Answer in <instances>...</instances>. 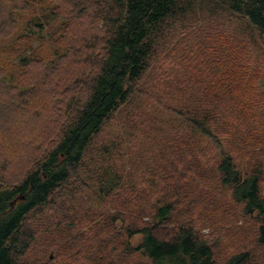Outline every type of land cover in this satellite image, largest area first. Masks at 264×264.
<instances>
[{
    "label": "trees",
    "instance_id": "1",
    "mask_svg": "<svg viewBox=\"0 0 264 264\" xmlns=\"http://www.w3.org/2000/svg\"><path fill=\"white\" fill-rule=\"evenodd\" d=\"M0 264H264V0H0Z\"/></svg>",
    "mask_w": 264,
    "mask_h": 264
},
{
    "label": "rangeland",
    "instance_id": "2",
    "mask_svg": "<svg viewBox=\"0 0 264 264\" xmlns=\"http://www.w3.org/2000/svg\"><path fill=\"white\" fill-rule=\"evenodd\" d=\"M226 243L229 245L228 240L226 241ZM229 247H230V245H229ZM230 249H231V248H230ZM52 256H53L52 253H50V254H49V257L52 258Z\"/></svg>",
    "mask_w": 264,
    "mask_h": 264
}]
</instances>
